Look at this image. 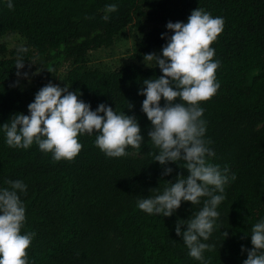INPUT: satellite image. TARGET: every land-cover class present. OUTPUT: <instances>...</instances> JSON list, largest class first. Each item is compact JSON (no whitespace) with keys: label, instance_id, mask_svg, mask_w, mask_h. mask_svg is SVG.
<instances>
[{"label":"trees","instance_id":"16d2710c","mask_svg":"<svg viewBox=\"0 0 264 264\" xmlns=\"http://www.w3.org/2000/svg\"><path fill=\"white\" fill-rule=\"evenodd\" d=\"M0 0V35L19 32L30 48L0 55V125L15 113L28 114L16 81L36 60L69 61L66 83L94 110L105 103L117 112L135 115L144 142L128 146V155L108 157L94 143L95 134L78 136L80 152L71 160L56 161L35 143L10 147L0 131V186L20 179L27 185L21 199L26 208L23 232L35 236L27 251L29 264H203L188 255L175 232L178 220H187L199 204L182 201L169 217L148 214L137 201L162 191L187 169L177 163L153 161L158 150L148 138L151 122L141 111L145 98L138 94L144 79L163 75L159 67L130 63L116 70L89 65L93 50L114 45L117 36L134 21L155 24L187 21L202 8L224 19L221 33L211 43L220 87L200 105L204 108L206 139L215 156L210 160L228 167L225 199L206 243L207 264H243L251 244V226L264 217V0ZM117 10L103 19L105 6ZM159 27L144 36L137 57L166 44ZM168 35V33H167ZM169 36V35H168ZM6 51L5 46H0ZM23 59L17 75L15 64ZM64 85V86H65ZM63 86V87H64ZM128 103L134 107L127 108ZM161 105L164 100L161 99ZM138 151L141 156H132ZM182 163V162H181ZM165 167L173 169L163 175ZM232 173L235 179H231ZM157 187V188H156ZM156 188V189H154ZM152 189V190H151ZM151 190V191H150ZM183 222V221H182ZM186 225H181L185 230ZM227 232V236L225 233ZM112 237H116V249Z\"/></svg>","mask_w":264,"mask_h":264},{"label":"clouds","instance_id":"9594fccd","mask_svg":"<svg viewBox=\"0 0 264 264\" xmlns=\"http://www.w3.org/2000/svg\"><path fill=\"white\" fill-rule=\"evenodd\" d=\"M7 7L13 8L12 0H7ZM117 7L115 3L106 5L103 19L108 20V13ZM223 26L222 17L199 7L191 11L186 22H167L166 28L172 35L161 34L167 41L161 53H146L143 58L148 67L158 66L163 75L144 79V87L138 91L145 97L141 111L151 122L148 138L158 150L153 161L161 165L177 163L188 174H178L175 182L168 181L162 191L138 199L137 207L148 214L169 217L182 201L195 205L207 197L197 212L187 220H178L175 227L188 255L203 264H207L205 250L213 247L205 241L217 224V208L225 199V185L230 179L228 167L221 169L210 160L215 152L209 146L211 140L205 137L204 108L200 105L220 87L215 77L220 62L213 59L215 49L210 45ZM24 61L20 59L15 64L18 76ZM23 75L27 77L28 73ZM78 96L79 91H70L67 85L49 82L42 86L28 104V114L15 113L0 125L5 143L24 149L35 143L41 151L51 152L56 161L73 159L82 148L78 136L84 134H95V145L108 157L128 155V146L140 148L145 137L135 115L117 112L105 103L93 110ZM133 107L128 103L127 108ZM172 171L165 167L162 174ZM231 179H235L234 173ZM5 184L6 187L0 186V264H29L26 250L35 233L21 231L26 220L21 194H26L27 185L20 179H9ZM181 225H186V229L182 231ZM250 237L253 247L242 246L247 251L243 264H264V217L251 226Z\"/></svg>","mask_w":264,"mask_h":264},{"label":"rangeland","instance_id":"374dc122","mask_svg":"<svg viewBox=\"0 0 264 264\" xmlns=\"http://www.w3.org/2000/svg\"><path fill=\"white\" fill-rule=\"evenodd\" d=\"M159 27L167 32L169 36L172 32L166 28V24H155L148 21H134L129 24L116 38L111 47H104L93 50L89 54V65L91 67L104 70H116L130 63H137L143 67H148L144 63V56L137 57L135 54L141 40L145 35L150 33L154 28ZM5 46L6 51L0 48V55H10V50L15 48H30L26 38L19 32H10L0 35V46ZM161 47H158L154 53L160 54ZM69 61L59 59L56 61L49 60L45 62L41 59L34 61L29 68L24 69L27 72L25 77L16 78V81L22 91L27 109L28 104L34 100L35 93L44 85L52 82L63 87L66 83L67 73L70 69ZM132 156L139 157L138 151H133ZM112 242L116 249H119L118 240L112 237Z\"/></svg>","mask_w":264,"mask_h":264}]
</instances>
